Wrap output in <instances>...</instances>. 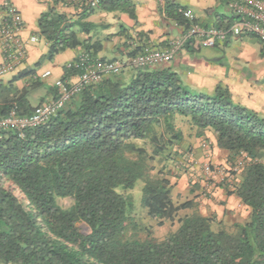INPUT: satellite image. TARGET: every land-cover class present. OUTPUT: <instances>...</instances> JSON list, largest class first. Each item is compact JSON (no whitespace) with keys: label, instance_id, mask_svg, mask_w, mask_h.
Masks as SVG:
<instances>
[{"label":"trees","instance_id":"obj_1","mask_svg":"<svg viewBox=\"0 0 264 264\" xmlns=\"http://www.w3.org/2000/svg\"><path fill=\"white\" fill-rule=\"evenodd\" d=\"M52 2L38 22L51 61L79 49L97 58L103 44L92 33L99 26L88 19L98 10L137 21L131 0H109L95 9ZM184 11L168 0L160 14L186 33L199 23L186 19ZM234 22L224 17L216 28ZM143 47L128 56L150 52ZM170 63L108 76L40 126L0 130V264H264V118L235 103L222 83L212 95L191 92ZM78 73L66 67L62 79ZM34 76L30 69L0 82V119L34 113L29 96L42 86ZM26 78L32 79L30 86H14ZM179 116L197 135L212 132L220 150L247 161L231 193L251 210L250 217L234 231H215L213 220L199 213L178 219L193 206L174 202L165 172L184 138L176 125ZM156 160L164 165L156 169ZM139 180L149 217L160 227L178 219V229L163 241L127 236L134 205L126 191ZM65 199L69 207L61 205Z\"/></svg>","mask_w":264,"mask_h":264},{"label":"crops","instance_id":"obj_2","mask_svg":"<svg viewBox=\"0 0 264 264\" xmlns=\"http://www.w3.org/2000/svg\"><path fill=\"white\" fill-rule=\"evenodd\" d=\"M7 1L17 8L23 19L22 39L26 45V59L15 72L0 77V82H11L19 74L32 69L35 74L33 80H39L42 84L29 96L31 105L36 108L55 99L56 81L65 77L67 65L84 53L81 49L67 50L55 57L53 61L49 59V44L39 36L38 22L41 16L52 7V0H0V23L5 16L3 4ZM131 1L135 6L137 21L126 13H109L102 10H98L88 20L104 30L107 29L106 31L108 28L118 30V33L123 30L127 36L130 35L129 37L135 39V49L144 46L143 50H160L171 41L184 36L182 28L162 18L157 0ZM169 1L185 7L204 28L216 27L219 20L231 17L223 0ZM61 11L75 14L72 8L62 7ZM121 36L120 34L119 37ZM33 37H37L38 42H32ZM252 38L231 37L215 48L187 45L178 53L170 66L176 70L191 92L212 95L216 87L222 83L229 88L235 103L264 118V87H258L252 82L254 73L245 64H248L249 59L244 53L250 48ZM105 44L103 43V51L97 56L98 58L110 60L127 57L125 48L121 47L116 51L113 49L112 54L108 53ZM235 50L239 54L235 55ZM228 55L233 61L231 66L223 62ZM3 61L4 52L0 43V64ZM37 64L40 66L37 67ZM46 72H50V76L43 77ZM71 79L75 80L76 77ZM31 80V78L19 80L14 83V86L22 90L31 85ZM177 127L182 130L184 138L177 147V161L180 165L178 162L176 164L179 169L175 175L173 174L172 179L169 178L173 186L174 202L177 204L192 202V208H195L193 213L211 218L213 224H221V227H235L236 224L246 223L251 210L231 193L233 187L220 184L222 177L214 172V168L232 165L233 154L220 150L217 147L215 135L208 130L202 135H197V130L191 126L183 128L178 124ZM206 142L211 145L209 153L203 148ZM209 167L210 170H208ZM239 177L240 175L236 176L234 186ZM190 214L186 213V215Z\"/></svg>","mask_w":264,"mask_h":264},{"label":"built area","instance_id":"obj_3","mask_svg":"<svg viewBox=\"0 0 264 264\" xmlns=\"http://www.w3.org/2000/svg\"><path fill=\"white\" fill-rule=\"evenodd\" d=\"M106 1L109 0H67V3L95 9ZM157 2L159 9L164 10L168 0H157ZM224 3L235 21L230 28H204L195 24L184 33L182 38L168 43L166 48L118 60H105L98 57L93 58L89 54H82L67 65L68 69H75L79 72L76 79L57 80L55 83L57 97L53 101L36 107L34 113L29 117L18 118L13 113L10 117L0 119V130L9 128L23 130L40 126L63 109L84 88L98 84L108 76L118 75L128 68L142 69L173 62L189 42L197 47L215 48L231 37H254L264 43V0H224ZM3 8L5 16L0 23V43L4 52V61L0 64V77L15 72L26 59V45L22 39L23 19L12 3L5 2ZM184 16L191 22L196 19L189 11H184ZM31 41L38 42V38L33 37ZM48 76H50V72H46L43 77ZM203 148L208 153L211 152V145L208 142L203 144ZM246 165L247 161L243 158L229 167L214 168V172L222 177L220 184L234 188L236 176ZM210 169L209 167L208 170ZM15 192L18 196L20 195L19 191ZM20 197L22 196L20 195Z\"/></svg>","mask_w":264,"mask_h":264},{"label":"rangeland","instance_id":"obj_4","mask_svg":"<svg viewBox=\"0 0 264 264\" xmlns=\"http://www.w3.org/2000/svg\"><path fill=\"white\" fill-rule=\"evenodd\" d=\"M106 30L100 27L95 29L94 32L92 33L94 41H100L102 44L106 43L104 45L107 48L106 50L108 51V53L111 52L112 54H113V49H115L114 51H116L117 49L120 50V48L123 47L126 50V53H125L126 56L129 57L128 55H129V52H131L130 50H133L136 47L135 46L136 43L134 41L135 39L129 37L130 35L127 36L125 32L123 31H121V33H118V30H115V29L108 28V31ZM120 34L122 35L121 38L119 37ZM82 37L85 38L84 35H82ZM252 40L253 41L249 45L250 48H248L246 52L244 53V55L249 59L248 64L247 63L245 64L247 67H249V70H251V72L254 73L252 75L253 77L252 82L256 83L258 87H264V43L258 40L257 38H252ZM130 42L132 45L130 44ZM115 43H118V44L115 45ZM129 48L131 49L129 50ZM234 54L237 55L239 54V52H236L235 50ZM123 58H125V56ZM110 60H118V59H110ZM223 62L225 65L231 66L233 61L230 59L228 55V57H226V59ZM176 123H177L176 125L179 124V126L183 128L184 127L189 128L190 126L188 124V119L184 117H180V116L177 117ZM146 147L149 152H152V148L150 146H146ZM175 150H177V148ZM177 157L173 160H170L169 162H166L165 164L166 166L165 172L167 173L168 178L172 179L174 177L173 174L175 175L177 170L179 169L177 167L178 165H180V163L177 161ZM243 158H245L244 155H235L233 157V160H234L233 164L242 160ZM176 162H178L179 164L177 165ZM153 165L157 169V168L162 167L164 164L159 165L157 164V160H156ZM178 175H179V172H178ZM143 187H144V181L139 180L136 183L134 189L126 191L127 197L131 198L133 205H134V210H133L132 217H131L132 219L128 222L127 236L131 239L137 238L141 241H146L148 239H155L156 241H163L168 235H170L172 232L178 229L179 227L178 219L184 218L186 216V213L193 214L192 211H194L193 209L195 208L181 211L176 222L166 223L163 227H160L158 226V222L156 219L149 217L147 210L142 205ZM119 192L125 193L123 192L122 189H119ZM15 193L17 194V192ZM172 198H173V195H172ZM61 205L64 207H69L71 205L70 200L68 199L61 200ZM220 225L221 224L214 223L213 229L215 231H219L220 229L224 228L228 231H234V227L232 226L225 228L224 226L221 227ZM81 227L83 228L84 232L88 231V228L86 225H81Z\"/></svg>","mask_w":264,"mask_h":264}]
</instances>
